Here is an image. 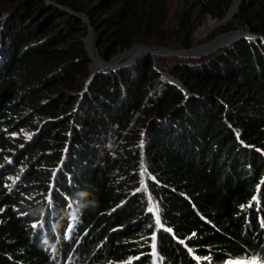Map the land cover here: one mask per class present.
Masks as SVG:
<instances>
[{"label":"trees","instance_id":"obj_1","mask_svg":"<svg viewBox=\"0 0 264 264\" xmlns=\"http://www.w3.org/2000/svg\"><path fill=\"white\" fill-rule=\"evenodd\" d=\"M171 1L0 0V264L264 261V0L221 26L255 37L143 55L84 92L78 14L109 61L190 49L233 3L180 0L171 26Z\"/></svg>","mask_w":264,"mask_h":264},{"label":"water","instance_id":"obj_2","mask_svg":"<svg viewBox=\"0 0 264 264\" xmlns=\"http://www.w3.org/2000/svg\"><path fill=\"white\" fill-rule=\"evenodd\" d=\"M241 3L242 0H233V3L227 15L222 20L215 21L213 24V28L222 26L223 24L229 22L238 13ZM78 15L84 20V22L88 25L89 28V33L85 39V43H86L88 55L92 59L91 74L87 81L84 92L86 91L87 87L90 85L96 73L105 69L116 70L122 67L130 66L131 64L136 63L138 59L143 55L153 54L158 56L178 55L184 57H201L202 55L210 54L217 50H220L236 42L241 38L255 37V35H252L250 32L234 30L223 33L220 36H217L213 41H211L208 44L202 46H194L190 49H184L180 51L170 50L168 48H151L143 44H135L132 48L114 56L109 61H105L104 59L101 58L99 53L94 49L95 30L91 25L89 18L85 14L80 13ZM163 74L165 77L171 79L175 84L180 86L182 90L185 92V94L189 96L188 89L183 85V83L179 79L175 78L172 75H169L168 73H163Z\"/></svg>","mask_w":264,"mask_h":264},{"label":"rangeland","instance_id":"obj_3","mask_svg":"<svg viewBox=\"0 0 264 264\" xmlns=\"http://www.w3.org/2000/svg\"><path fill=\"white\" fill-rule=\"evenodd\" d=\"M179 2H180V0H172L171 1V4H170L171 14H172L171 26H174L176 23V18H177V14H178V10H179V6H178ZM215 21L216 20L209 18V17H203L202 19H199L197 21L195 30L191 36V41L193 42L192 47L202 46V45L208 44L211 41H213L217 36H220L221 34L226 33V32H230V31H222L221 26L213 28V24ZM232 31H234V30H232ZM173 41H176V39L174 37H173ZM168 49H170V48H168ZM170 50H174V49H170ZM177 51H180V50H177ZM205 55H208V54H205ZM205 55H202L201 57H203ZM176 56H178V55H176ZM181 57H184V56H181ZM189 58H193V57H189ZM253 261H256L257 264H264V261L259 260V259H256V260L255 259H245V260H241L240 262H232V261H228V262L229 263H235V264H239V263L240 264H252Z\"/></svg>","mask_w":264,"mask_h":264},{"label":"snow or ice","instance_id":"obj_4","mask_svg":"<svg viewBox=\"0 0 264 264\" xmlns=\"http://www.w3.org/2000/svg\"><path fill=\"white\" fill-rule=\"evenodd\" d=\"M153 247H155V244H153ZM252 264H257V262L256 261H253Z\"/></svg>","mask_w":264,"mask_h":264}]
</instances>
